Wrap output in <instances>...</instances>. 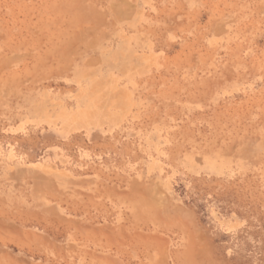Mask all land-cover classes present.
Masks as SVG:
<instances>
[{
  "label": "rangeland",
  "instance_id": "obj_1",
  "mask_svg": "<svg viewBox=\"0 0 264 264\" xmlns=\"http://www.w3.org/2000/svg\"><path fill=\"white\" fill-rule=\"evenodd\" d=\"M0 264H264V0H0Z\"/></svg>",
  "mask_w": 264,
  "mask_h": 264
},
{
  "label": "bare ground",
  "instance_id": "obj_2",
  "mask_svg": "<svg viewBox=\"0 0 264 264\" xmlns=\"http://www.w3.org/2000/svg\"><path fill=\"white\" fill-rule=\"evenodd\" d=\"M75 43V42H74ZM92 56V55H91Z\"/></svg>",
  "mask_w": 264,
  "mask_h": 264
}]
</instances>
